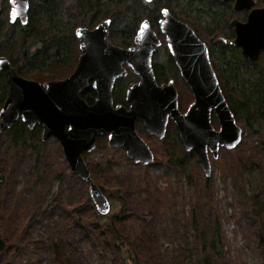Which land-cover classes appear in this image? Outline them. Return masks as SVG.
Returning <instances> with one entry per match:
<instances>
[{
  "label": "rangeland",
  "instance_id": "obj_1",
  "mask_svg": "<svg viewBox=\"0 0 264 264\" xmlns=\"http://www.w3.org/2000/svg\"><path fill=\"white\" fill-rule=\"evenodd\" d=\"M180 7L209 29L221 21L214 13L226 12L215 2L181 0ZM238 52L216 44L210 61L221 67L219 58L229 61ZM224 68L227 88L240 95L252 77L241 63H233L229 74ZM237 125L242 129L238 146L220 148L215 159L209 153L208 178L191 161V183L166 165L156 138H143L156 159L148 166L134 164L119 148L86 154L91 178L110 202L109 218L141 264H264L249 200L256 190L264 203V126L260 120L258 132L251 133L243 121ZM251 166L256 172L248 184L242 172ZM0 169V264H56L53 245L71 264H125L87 202V183L70 173L55 139L42 142L36 155L2 135ZM216 228L218 241L212 244Z\"/></svg>",
  "mask_w": 264,
  "mask_h": 264
},
{
  "label": "water",
  "instance_id": "obj_2",
  "mask_svg": "<svg viewBox=\"0 0 264 264\" xmlns=\"http://www.w3.org/2000/svg\"><path fill=\"white\" fill-rule=\"evenodd\" d=\"M151 3L153 0H143ZM226 3L228 0H218ZM252 0H235L234 11L248 10ZM8 21L25 25L28 0H8ZM235 37L230 45L239 48L241 56L254 63L264 52V7L252 10L245 23L231 19ZM167 51L177 67L182 81L192 95L184 113L178 109V95L172 81L157 85L152 57L160 46L148 21L141 22L133 46L121 48L109 39V21L93 29L74 31L81 53L72 73L62 80L39 83L20 77L8 61L0 58V72L6 77L7 96L0 106V133L17 120L28 130L41 127L40 141L53 138L59 143L61 156L71 174L87 183L88 197L95 211L103 216L110 204L93 182L83 154L95 149V139L106 136L107 146L119 148L134 164L148 166L154 155L138 135L139 121L148 136L162 140L171 121L185 152H193L204 176H210L208 154L215 159L220 148L235 149L242 129L237 125L210 64L208 50L185 23L161 10L158 21ZM127 67L138 77L127 86L123 105H113L112 91L118 79L125 78ZM95 93L92 104L81 98L88 88ZM215 117L218 129L211 124ZM2 174L0 169V185Z\"/></svg>",
  "mask_w": 264,
  "mask_h": 264
},
{
  "label": "trees",
  "instance_id": "obj_3",
  "mask_svg": "<svg viewBox=\"0 0 264 264\" xmlns=\"http://www.w3.org/2000/svg\"><path fill=\"white\" fill-rule=\"evenodd\" d=\"M0 1V58L6 59L20 77L39 83L62 80L72 73L81 53L74 35L75 29L91 30L102 21L108 20L109 41L115 46L128 48L133 45V38L141 22L148 21L161 42L153 55L152 70L155 81L158 85L173 82L178 95V109L181 113L192 102V95L169 56L164 36L159 31L158 21L161 18V10L166 9L173 18L187 24L197 38L205 43L210 56L214 45H229L233 37L232 29L228 24L230 17H234L233 12H230V17H225V14L221 12L214 13L216 19L219 18L221 21H216L215 28H204L198 22L197 16H191L190 11L181 9V0H153L151 3H145L143 0H28V18L25 25H21L18 21L13 24L9 23L8 0ZM190 1L217 3V0ZM160 51H162L163 59L159 57ZM219 61L221 67L216 66L212 61L211 66L236 123L243 121L248 131L257 133L260 120L263 121L264 126V55H260L253 64L243 59L239 52L234 53L229 61L223 58H219ZM233 63H241L245 73L252 77V81L245 82L246 90L243 89L240 95L235 89H228L222 77L224 67H228L227 73L229 74V67ZM126 70L128 72L125 78L126 85L118 80L112 92L113 104L125 107V89L129 83L137 80L127 68ZM6 96V77L0 72V106ZM81 98L88 104H92L95 93L89 87L81 94ZM211 123L213 128L218 129L214 117ZM135 128L141 138L151 139L139 121L135 123ZM40 134V126L28 130L24 123L17 120L9 129L0 133V138L4 135L10 137L14 145H28L38 155L42 146ZM161 144L166 165L181 172L188 183H191L190 166L191 161H196V158L193 152L184 151L178 132L171 121L167 124L165 137ZM106 147V136L95 139V150H104ZM85 157L86 154H83L84 159ZM255 172V166L244 167L242 173L247 179L246 183H250L249 177ZM249 200L254 215L258 219L259 247L264 253V203L260 200L256 190L249 194ZM87 202L91 203L89 198ZM96 219L102 221V226L110 234L123 262L141 264L134 247L120 234L115 223L109 218V213L104 216L97 215ZM217 232L218 229L214 233L212 244L218 241ZM3 251L4 246L0 242V253L3 254ZM53 254L56 264H71L65 255L59 252L56 245H53Z\"/></svg>",
  "mask_w": 264,
  "mask_h": 264
},
{
  "label": "flooded vegetation",
  "instance_id": "obj_4",
  "mask_svg": "<svg viewBox=\"0 0 264 264\" xmlns=\"http://www.w3.org/2000/svg\"><path fill=\"white\" fill-rule=\"evenodd\" d=\"M252 2H254V4L253 5H251L250 7H249V9L248 10H245V9H242V10H240V11H234L233 10V6H234V4H235V0H228L226 3H221L220 1H218L217 0V5L219 6V7H222V8H224L225 9V13L223 12V11H221V10H219V11H217V12H221V13H223V14H225V17H228V16H230V12H233L234 13V17H231L230 19H229V22H230V20L231 19H235V20H237L238 22H240V23H245L246 22V19H247V16H248V14L250 13V11H252V10H259V9H261V8H263L264 7V0H252ZM229 22H228V24H229ZM229 26L231 27V29H232V32H233V37H232V39L231 40H233L234 39V37H235V34H234V29H233V27L229 24ZM200 40V39H199ZM230 40V41H231ZM201 41V40H200ZM230 41H229V43H230ZM205 44V43H204ZM230 45V44H229ZM231 46V45H230ZM234 48H236V47H234ZM236 49H238L239 50V53H240V55H241V51H240V49L239 48H236ZM264 55V52H261L260 54H259V56H258V58L260 57V55ZM243 58V57H242ZM257 58V59H258ZM244 59V58H243ZM245 60H247V59H245ZM248 61V60H247ZM257 61V60H256ZM255 61V62H256ZM152 62H153V60H152ZM249 62V61H248ZM254 62V63H255ZM250 64H253V63H251V62H249Z\"/></svg>",
  "mask_w": 264,
  "mask_h": 264
},
{
  "label": "bare ground",
  "instance_id": "obj_5",
  "mask_svg": "<svg viewBox=\"0 0 264 264\" xmlns=\"http://www.w3.org/2000/svg\"><path fill=\"white\" fill-rule=\"evenodd\" d=\"M230 17V16H229ZM231 18V17H230ZM196 19V18H195ZM194 20V19H193ZM64 74V76H65V73H63ZM50 78V77H49ZM46 79V78H45ZM54 80V79H53Z\"/></svg>",
  "mask_w": 264,
  "mask_h": 264
}]
</instances>
